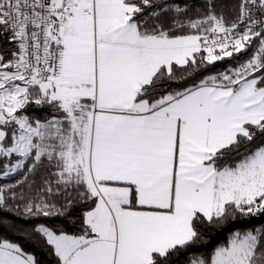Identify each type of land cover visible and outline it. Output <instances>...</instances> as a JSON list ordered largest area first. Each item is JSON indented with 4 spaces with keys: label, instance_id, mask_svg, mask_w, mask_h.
<instances>
[{
    "label": "snow or ice",
    "instance_id": "1",
    "mask_svg": "<svg viewBox=\"0 0 264 264\" xmlns=\"http://www.w3.org/2000/svg\"><path fill=\"white\" fill-rule=\"evenodd\" d=\"M14 175L0 230L55 264H264V0H0ZM0 264L41 260L0 238Z\"/></svg>",
    "mask_w": 264,
    "mask_h": 264
},
{
    "label": "trees",
    "instance_id": "2",
    "mask_svg": "<svg viewBox=\"0 0 264 264\" xmlns=\"http://www.w3.org/2000/svg\"><path fill=\"white\" fill-rule=\"evenodd\" d=\"M244 59H246V57L243 55H240L238 57V59H229V60H225L222 62H218L219 67L216 70H214L212 73H208V74H215L216 71H223L229 67L238 66L239 62L243 61ZM181 83L185 87L191 86V81L181 82ZM180 86H181L180 84L173 85L174 88H179ZM34 111H35L34 109L30 110V112H34ZM15 178H16L15 175L10 179L6 178L4 181H0V184H2V183H14ZM5 218L7 219V221L9 223H13V222L17 221V218L12 213H6ZM39 219L42 222L49 223V224H60V223H62L61 218H43V217H40ZM252 222L257 224V225L264 223V217H262L260 219L253 218ZM64 223H66V222H64ZM66 227H67L70 234H74L75 232L78 231V229L75 225L66 224ZM228 235H229V233L227 231H218V230L217 231H211L208 233L207 242L202 243V244H198V245H194L190 249L189 254H194V255H198V256H202V257H210V254L214 250L215 247H217L220 244L226 243V241L228 239ZM0 238H7L12 242L20 243L26 251H28L32 254L38 255L40 260H41V264H55V258L54 257L48 256L47 253H39L37 250H35L33 248V246L31 244L25 242L22 237L18 236L16 233H13L10 230H0ZM186 259H187V256L181 254V256L179 258V264H184V261Z\"/></svg>",
    "mask_w": 264,
    "mask_h": 264
}]
</instances>
